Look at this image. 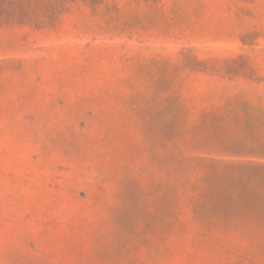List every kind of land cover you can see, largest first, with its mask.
I'll list each match as a JSON object with an SVG mask.
<instances>
[{
  "label": "rangeland",
  "instance_id": "374dc122",
  "mask_svg": "<svg viewBox=\"0 0 264 264\" xmlns=\"http://www.w3.org/2000/svg\"><path fill=\"white\" fill-rule=\"evenodd\" d=\"M0 264H264V0H0Z\"/></svg>",
  "mask_w": 264,
  "mask_h": 264
}]
</instances>
